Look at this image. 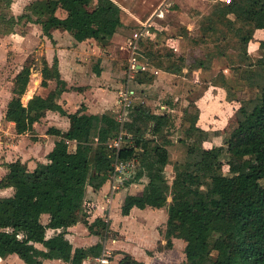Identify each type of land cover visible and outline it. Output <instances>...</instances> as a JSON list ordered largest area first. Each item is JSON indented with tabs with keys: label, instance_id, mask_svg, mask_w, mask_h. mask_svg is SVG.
Returning <instances> with one entry per match:
<instances>
[{
	"label": "trees",
	"instance_id": "16d2710c",
	"mask_svg": "<svg viewBox=\"0 0 264 264\" xmlns=\"http://www.w3.org/2000/svg\"><path fill=\"white\" fill-rule=\"evenodd\" d=\"M210 1L215 3L210 13L215 21L204 29L214 30L215 24L229 23L233 16L243 27L253 28L247 30L242 39L245 42L252 38L254 30L264 31V0ZM12 3L13 0H0V37L13 34L26 20L41 25L49 38L53 31L62 30L74 33L80 41L93 39L103 45L122 27L123 11L113 0H35L24 15L17 17L9 14ZM172 10L174 19L169 17ZM178 12L179 6L173 4L164 21L171 25V20L177 21ZM152 28L155 33L143 37L139 49L154 57L161 46L158 35L164 31L156 25ZM261 50L264 64V40ZM165 57L171 59L172 55ZM213 58L208 55L195 61L196 68H205ZM33 65L34 61H27L15 77L5 120L14 123L17 135H25L33 132L34 125L48 111H53L66 116L70 128L65 133L48 131L59 140L48 155L47 164H40L32 172L20 161L7 166L8 174L0 181V190L13 189L14 194L0 197V259L17 255L26 264H43L46 260L83 264L88 258L101 257L110 226L101 219L93 224L87 220L92 210L86 202L87 189L101 187L114 172L117 159H133L139 164L134 181L145 178L148 184L141 196L126 197L121 209L123 216H129L134 208L162 209L169 205L166 245L172 249L174 239L185 242L183 264H264V86L258 106L250 112L241 111L235 130L226 137V163L221 160L220 150L203 147L204 132L195 124L183 130L184 138L179 142L187 147L186 159L176 164L170 183L166 167L170 164L168 147L172 145L169 135L175 128L170 115L156 114L142 102L131 109L123 125L110 115H87L83 108L68 114L58 104L67 86L61 80L57 61L50 66L45 58L41 86L47 88L50 81H55L57 89L47 98L35 95L25 107L22 99ZM166 70L171 71L170 67ZM137 81L147 84L153 76L138 75ZM191 108L197 112L194 105ZM122 133L127 144L117 154L110 144ZM73 141L87 148L70 152L69 142ZM248 158L254 162L251 171L239 173ZM226 167L237 174L225 175ZM200 212L203 214L198 215ZM43 215L48 216L47 224L42 222ZM80 221L101 239L100 243L74 249L66 234ZM49 230L61 232L48 238ZM119 264L143 263L123 254Z\"/></svg>",
	"mask_w": 264,
	"mask_h": 264
},
{
	"label": "crops",
	"instance_id": "0c3cea01",
	"mask_svg": "<svg viewBox=\"0 0 264 264\" xmlns=\"http://www.w3.org/2000/svg\"><path fill=\"white\" fill-rule=\"evenodd\" d=\"M34 1L35 0H27L25 4L23 0H13L10 11H12L11 13L13 15L16 14L15 16H20L17 15L19 14V12H17V9H19L18 7L22 4H25L23 5L24 7L28 6ZM113 1L123 11L122 27L114 37L103 45L93 39L80 41L76 38L74 33L62 30L53 31L52 38H49L43 31L40 32L38 26L33 24L29 26V31H26L24 34L18 32L16 29L13 34L0 37V104L2 103V97L4 100L6 99L7 102L5 109L2 111L0 110V181L8 174L7 166L17 161L25 164L31 172L40 164H47V157L54 150L56 142L59 140L58 137L49 135L48 131L50 129H56L65 133L70 128L69 119L59 112L53 111H48L45 117L34 125L33 132H29L25 135H17L14 123L5 120L8 104L13 98L14 79L25 66L20 68L16 74H13L11 80L4 81L1 75V68L6 66L10 57L8 56L10 52H14L18 49V45L13 44L16 38H20L26 46H29L31 43L36 44L39 49H41L42 57L46 59L50 66L57 61L61 80L65 82L67 86V90L58 100V104L68 114H75L83 108L85 110L84 113L87 115L99 117L110 115L116 119L121 109L118 102L119 95L128 88L134 91V106L136 104V99L139 97L138 99H142V103L151 106L156 114L170 115L173 118L174 125L177 121V117L182 118L184 129L191 123L195 124L198 129L204 132L205 139L203 140V147L207 150H212L213 148L220 149L215 146L214 139L216 137V132L222 131L224 137L222 135L220 138L223 141V147L227 150L225 139L235 130L237 126V117L241 115V111L243 110L252 111L248 105L249 103H253L250 99L243 96L241 98L236 91L228 94L222 87V70L224 72L226 68L225 66V68H222V63L227 59L226 53H215L216 56L211 59L210 65L206 64L205 68H196L198 65L195 63V61L199 62L204 60L210 54L209 52L206 53L203 49L205 45L210 42L208 37H205L203 34L206 36L209 34V38L218 40L214 35L222 36V26H229L231 27L230 31L234 30V33H237V37L240 39L243 37V34H247V30H252V27H243V25L235 21L233 17H229V23L224 22L222 24H215L214 30L212 28L206 30L204 28H208L209 24L215 21L210 14L205 15V18H203L200 23L197 22L201 15L195 16L194 18L188 17V22L187 19L184 22V15H182L176 18V22L179 24L172 23L168 25L163 23L165 18L157 19L152 17L162 3L152 13L150 12L151 15L145 17L143 10L148 5V0H129V2H126L127 0ZM164 2L170 3L171 7L174 4L173 0H164L163 3ZM23 11L24 8L21 10V14ZM168 13H166V16ZM202 17L204 16L202 15ZM205 22H207L206 26L204 25ZM148 23L150 27L146 29L144 26ZM155 25L157 29L167 34V44L165 43L166 46L164 48H166L165 52L172 55L171 59L165 57L166 54H160V47L156 49L157 54L154 57L149 56L139 49V47L134 53L131 50L129 43L130 40L133 39L135 33L144 32L145 37H147L152 32L155 33L152 31V27ZM179 26L182 27L183 36H180ZM41 29L43 30L42 27ZM132 30L133 32L131 34ZM253 33H255L256 38H259L260 43L264 40V31L254 30ZM169 34H175L176 38L169 37ZM185 36H187L186 41H189L186 44L184 43ZM196 37H199L201 40L195 39ZM213 39L210 44L215 45L216 42ZM160 40L161 34L158 35V41L160 42ZM198 41L202 42L198 43ZM29 49L27 47L28 51ZM193 50L196 55L192 52ZM183 51L190 52L188 58L184 56ZM125 54L127 59L123 57ZM131 59H133L138 66V71L134 74L130 70ZM3 62H5L4 65ZM150 64H152V66H150ZM160 64L161 66H158ZM141 67H146V70L142 71ZM169 67L171 69L170 72L166 70ZM176 69H179V71L177 72ZM146 74L152 75L153 81L147 84H139L137 76ZM203 79H205V81H203ZM41 84L42 74L40 69L35 79H30L27 92L22 99V103L25 107L35 95L47 98L51 92L57 89V83L55 81H50L47 88H43ZM202 84L207 85V87L204 88V92L196 99L191 98L194 91L193 88L190 89V87H200L199 85ZM135 86L138 89H136ZM168 90L170 91V98H157L159 95L163 96ZM174 90H176V92H174ZM137 91H139V94ZM156 91L159 93L156 94ZM176 93L177 95L174 96ZM211 100L218 104H213L210 108L207 103ZM191 105L196 107L197 112H195L194 108L192 111ZM219 105L224 109H222V112L219 110ZM174 130L172 132H174ZM173 144L172 141L170 147H172ZM79 148L85 150L87 147L76 141L69 142L70 152H76ZM128 162L133 166L130 175H121L119 176L121 179H112L110 175L97 190L91 186L88 187L86 202L92 207L91 216L87 218L90 224L101 219L110 227L111 225L112 227H116L120 217L130 219L137 216L144 217V215H147L146 218L154 222L156 218L162 216L161 213L163 212L166 214L165 218H167V213L169 218V205L162 209L146 208L141 211H139L140 209L138 208H134L129 216L122 215L121 209L126 197L128 195L141 196L148 184V180L145 178L137 182L134 181L139 170V164L133 159ZM143 182H145V184H143ZM114 186L118 188L113 189ZM135 188L140 189L139 192L128 193L131 189L135 190ZM5 191L11 192V196L14 194L13 189H4L0 190V197ZM107 198L110 200L109 203L107 202ZM117 198H120L118 206L116 204ZM113 204L117 206L118 212L116 214L113 212ZM165 208L168 209H166L167 213L164 210ZM119 210L121 216L119 215ZM148 210L160 211L158 212L159 216H157L155 212ZM166 221H168V219ZM42 222L44 224L48 223L47 215L42 216ZM59 232L61 231L49 230L47 232V237L51 238ZM108 234L109 232L103 242V244L106 242V244H104L105 250L103 255L99 258H88L83 264H119L120 260L123 258V254L131 255L137 261L145 264L143 258L137 257V253L139 252L135 250V246L132 244L128 245L123 241H113V244H115L114 246L110 244V242H107ZM158 236L161 239V234L158 233ZM66 238L73 245L74 249L90 248L101 242V239L98 236L92 235L88 226L81 221L67 230ZM175 240L178 239L173 240V247L176 244ZM38 247L41 248L39 245ZM111 250L117 252L114 257H111ZM15 256L17 255L9 256L6 259H0V261L8 260ZM43 264L66 263L60 260H46Z\"/></svg>",
	"mask_w": 264,
	"mask_h": 264
},
{
	"label": "rangeland",
	"instance_id": "374dc122",
	"mask_svg": "<svg viewBox=\"0 0 264 264\" xmlns=\"http://www.w3.org/2000/svg\"><path fill=\"white\" fill-rule=\"evenodd\" d=\"M148 1H149L148 5L143 10L145 17L148 15H151L150 12L152 13L161 3H163L164 0H148ZM220 1H223L226 3L229 0H220ZM25 2L27 3V0H23V3ZM126 2H129V0H127ZM173 3L174 5L179 6L178 16L180 17L184 15L183 16L184 22L186 21L188 17L194 18L195 16H200V15L202 17L203 15L204 17L202 18L200 17L197 23H200L202 19L205 18V15L210 14L215 5V3L211 2L210 0H173ZM25 4H22L21 6L18 7L19 9H17V12H19V14L17 15L21 16L26 13L27 6L25 7L23 6ZM23 8H24V11L21 14V10ZM11 12L12 11H10L9 14H12ZM173 13L174 11L172 10V14L169 16V17H172L171 19H174L175 17L174 16L175 14ZM59 16H63V14L59 13ZM167 22H170V19ZM171 22L179 24L178 22H176V20L175 22L174 20L173 21L171 20ZM187 22H188V19H187ZM163 23H166V22L164 21ZM206 23L207 22H205L204 25H206ZM32 24L38 26V28L40 29V32L43 31L41 29L42 27L41 25H38L33 22H28L26 20L23 21V23L20 26H17L16 29L18 30V32L24 34L26 33V31H29V26ZM179 27L178 29L181 34L180 36H183L182 30H181L182 27L180 28ZM230 29L231 27L229 26L228 27L222 26V31H223L222 36L214 35L218 38V40H215V38L214 39L209 38L210 37L209 34L207 36L203 34L205 37H208L210 41L209 43L205 45L203 49L206 53L209 52L210 53L209 55L211 57L216 56V54L226 53L227 59L222 63L223 64L222 68L226 67L224 72L222 70V87L226 90L228 94L236 91L241 96V98L243 96L247 99H250L253 103H249L248 105H249V108L253 110L259 104L258 101H260V98H261V94H260L261 87L264 86L263 50H261L260 40L259 38H256L255 33H251L252 38L249 39V41L245 42V40H242V39L246 36V33L243 34V37L239 39L237 37V33H234L235 32L234 30L230 31ZM132 32L133 30L131 31V34ZM166 37H167V34L165 33L161 34V40L159 42L161 44L159 48L161 50V53H160L161 55L162 54L168 55V53L165 52L166 48H164L167 44ZM169 37L174 38L175 34H169ZM199 37L198 38L196 37L195 39H200ZM212 39L215 40L217 44L215 42H214L215 45L210 44L212 42L211 41ZM186 40H187V36L184 37L185 44L189 42ZM199 42H202V41H198V43ZM13 44L18 45V49H16L14 52L12 51L10 52V54L8 55L10 57H9V60L6 66H3L5 64V62H3V65H2L3 67L1 68V75L4 81L11 80L12 75L16 74V72L19 71L20 68L26 65L24 64L26 63V61H29V62L34 61L33 74L35 75L32 74L33 76L31 77V80H34L35 76L37 75V72H40V69H42V66H43L42 65L43 57H42L41 49H39V47L36 44H32V43L29 44V46H26L25 43L20 38H16V41H13ZM27 47L28 49L30 48L29 51L27 50ZM192 52L195 54L194 50ZM183 53H184V56L188 58V54L190 52L183 51ZM123 57L124 59H127L126 54L123 55ZM203 81H205V79H203ZM199 86L200 87H192V86L190 87V89L193 88V91H194L191 95V98L196 99L198 96H200L204 92V88L207 87V85L205 84H202ZM136 89L138 88L136 87ZM168 91L165 92L163 96L161 95L157 96V98L158 99H160L159 97H161L162 99L170 98L169 96L170 91L169 92ZM174 92H176V90H174ZM137 93L139 94V91H137ZM158 93L159 92L156 91V94ZM176 95L177 93L174 96ZM4 97H5V93H4ZM138 98L136 99L135 103H141L142 99L140 100ZM6 103H7L6 99L4 100V98L2 97V103L0 104L1 111L5 109ZM207 104L211 108L213 104H218V103H214V101L211 100ZM222 109L223 108L219 105L220 112H222ZM181 119L182 118L177 117L176 119L177 121L175 123L176 128L174 132H172L169 135V139H171V141H173L174 143L172 147H169L170 164L166 167V177L170 183H172L174 176H175L176 164L184 162L186 159V154H187V147H185L183 144L179 142L180 139L184 138V133H183L184 123ZM222 135H223L222 131L216 132L214 144L217 148H220L219 152L221 155V160L226 163L228 161L229 154H228V151L223 147V141L220 138L222 137ZM125 146L126 145H124V147ZM212 150H216V149L213 148ZM253 165H254L253 160L248 158L245 161V164L243 168L241 169V171H239V173L245 174V173L250 172ZM224 173L227 176H234L237 174L235 172H232L227 167ZM143 184H145V182H143ZM139 190L140 189H136V188L135 190L131 189L128 193H137L139 192ZM11 195H12L11 192L5 191L3 194H1V197L8 198V197H11ZM169 201H171V199ZM119 202H120V198H117L116 200L117 206ZM117 206L113 204V212L115 214L118 212ZM166 209L167 208H165L164 210L166 211ZM148 211L155 212L156 215L159 216L158 212L160 211H157V210L156 211L148 210ZM161 214L162 216H159L158 218H156L154 222L146 218L147 215H144V217H139V216L132 217L130 219L120 217L116 227H112L111 225L107 242H110V244L114 246L115 244H113V241H123L127 243L128 245L132 244L133 246H135V250L139 252V253L136 252L138 255L137 257L143 258L145 260V264H183L186 261V255H185L186 244L183 241L175 240L176 244L173 247V249L172 250L168 249L166 245L167 242L165 240V231L167 227L166 220L168 219V213H167V218H165L166 214L164 212ZM202 214H203L202 212L198 213V215H202ZM119 215L121 216V212ZM158 233L161 234V239L159 238ZM104 244H106V242ZM116 254L117 252L112 251L111 257H114V255ZM0 264H26V263L21 257L15 256V257L9 258L8 260L0 261Z\"/></svg>",
	"mask_w": 264,
	"mask_h": 264
},
{
	"label": "built area",
	"instance_id": "2783aa9c",
	"mask_svg": "<svg viewBox=\"0 0 264 264\" xmlns=\"http://www.w3.org/2000/svg\"><path fill=\"white\" fill-rule=\"evenodd\" d=\"M229 2V1H228ZM171 8V4L164 2L162 3L157 10L155 11L154 15L152 17L157 18V19H164L166 16V13L169 12ZM146 29L150 27L149 23L144 26ZM145 37L144 32L143 33H135L134 37L132 40H130V47L132 52L134 53L137 48L139 47V42L140 40ZM130 70L134 74L136 71H138V66L136 62L131 59L130 61ZM142 71L146 70V67H141ZM134 100H135V94L134 91L131 89H125L122 91L119 95V104H120V112L117 115L116 120L121 123L122 125L128 120L129 114L131 109L134 106ZM124 134H119L110 144V147L118 154L121 150H123L124 145L127 144L126 139L124 138ZM129 161V160H128ZM128 161H121V160H116L115 162V170L111 174V178L115 179H121L119 176L121 175H130L133 166L128 162ZM118 187H113V189H117ZM107 202L109 203L110 200L107 198Z\"/></svg>",
	"mask_w": 264,
	"mask_h": 264
}]
</instances>
